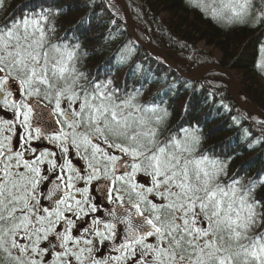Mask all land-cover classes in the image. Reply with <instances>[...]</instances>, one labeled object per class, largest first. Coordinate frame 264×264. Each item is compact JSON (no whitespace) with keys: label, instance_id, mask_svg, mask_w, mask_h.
I'll return each instance as SVG.
<instances>
[{"label":"snow or ice","instance_id":"1","mask_svg":"<svg viewBox=\"0 0 264 264\" xmlns=\"http://www.w3.org/2000/svg\"><path fill=\"white\" fill-rule=\"evenodd\" d=\"M221 4L214 21L264 28V0ZM9 6L0 0V264H264V179L245 182L196 129L84 73L49 27L61 9Z\"/></svg>","mask_w":264,"mask_h":264},{"label":"trees","instance_id":"2","mask_svg":"<svg viewBox=\"0 0 264 264\" xmlns=\"http://www.w3.org/2000/svg\"><path fill=\"white\" fill-rule=\"evenodd\" d=\"M125 1L139 37L143 41L149 37L167 51L169 61L180 71L189 73L198 63H212L242 74L243 80L251 77L250 82L260 75L256 67L263 28L214 21L187 0H151L143 7L134 5V0ZM9 5L7 15L31 8L61 9L49 27L56 37L67 34L68 42L76 46L68 49L75 53L73 62L84 73L101 79L107 76L121 91L135 95L138 103L166 110L170 128L196 129L201 148L212 157L228 160L230 172L239 173L245 182L264 179V125L255 124V116L238 108L226 76L215 73V79L190 81L180 77L133 41L122 10L113 0H9ZM165 12L168 18L160 19L158 15ZM195 41H205L220 52L221 60L214 63L212 53L195 55ZM252 88L242 81L241 96L264 112V101Z\"/></svg>","mask_w":264,"mask_h":264},{"label":"rangeland","instance_id":"3","mask_svg":"<svg viewBox=\"0 0 264 264\" xmlns=\"http://www.w3.org/2000/svg\"><path fill=\"white\" fill-rule=\"evenodd\" d=\"M122 1H124L127 4V2L125 0H122ZM187 1H189L193 6H196V8H198L203 14H205V15L207 14V16L211 15V10L213 8H216L218 11L222 8L221 0H195V2H193V0H187ZM134 2H135L134 5L136 4L137 7H143V5H145V4H149L150 5L151 4L150 2H152V1L151 0H134ZM225 2H226V0H225ZM197 4H199L200 7H197ZM120 13L123 14L122 11H120ZM229 14L230 13L225 11V15H229ZM158 17L160 19H165V20L168 18L166 12L165 13H160L158 15ZM185 18L186 17L183 16L182 19L184 20ZM222 21L226 22V20H222ZM262 36H263V44H264V30H263V35ZM197 37H198V35L195 34L194 38L197 39ZM148 41L150 42V38L149 37H148ZM195 42H196V45H195V47H196L195 50L196 51L194 52L195 55H205V54L206 55L207 54L210 55L212 53V59H214L213 60L214 63L215 62H219L221 60L220 58H222V55L220 54V52H218L215 49H213V47L206 46V42L205 41H195ZM259 53H260V51H259ZM52 54H53V56H57L58 55V53H55V52H53ZM262 61H264V57H262V55L260 53V58H259L258 67H257L258 71H259V74H260L257 77L258 81L254 79V80H251L252 82H250L249 80L251 79V77L248 78V79L243 80L242 78H244V76H242V74L240 75V74H236L234 72L230 74L231 77L229 75L226 76V79H224V80H226L228 82V87H229L230 94H231L233 100H236V102H239V103L244 104V105L248 104V103H246L247 100H245V98L241 97V95H240L241 89H242V81H245L248 86L253 85L252 89L255 90L257 92L258 96L264 101V67L261 66L262 65ZM206 65H208V64H206V63H202V64L198 63L197 66H194V68L190 67L191 70L188 69V71H190V74H191L195 70H198V69H200V67H203V66H206ZM190 74H188V75H190ZM191 76H192L191 78L195 79V80H201L202 78L203 79L206 78V80H208V79L211 80V78H214V79L217 78V77H215L216 74L214 72H211L210 70H207V69L206 70H201V71H199L197 73H192ZM211 82L213 83L214 86H218L217 81L212 80ZM250 104H252V103L249 102V105ZM254 123L258 124V125H264V121L261 120V119H259L258 121L254 120Z\"/></svg>","mask_w":264,"mask_h":264},{"label":"water","instance_id":"4","mask_svg":"<svg viewBox=\"0 0 264 264\" xmlns=\"http://www.w3.org/2000/svg\"><path fill=\"white\" fill-rule=\"evenodd\" d=\"M114 1H116L119 5L122 6L123 11H124L125 14H126V17L129 19V21H130V23H131V25H132V28L134 29V23H133L132 18L130 17L129 12L127 11L128 9H127L126 6L124 5V3H123L121 0H114ZM144 47L149 49V48L151 47V45H150V44H146V45H144ZM155 52H156L159 56L164 57V54H163L162 52H160V51H155ZM202 69H204V68H201L200 70H202ZM206 69H209V70H216V71H219V72L224 73V74L230 73L229 71H225V70L220 69V67H218V66H208ZM196 71H199V70H196ZM246 108H247V110H249V111H251V112H253V113H255V114H258L261 118L264 119V115H263L261 112L255 110V108L253 109V108L248 107V106H247Z\"/></svg>","mask_w":264,"mask_h":264},{"label":"bare ground","instance_id":"5","mask_svg":"<svg viewBox=\"0 0 264 264\" xmlns=\"http://www.w3.org/2000/svg\"><path fill=\"white\" fill-rule=\"evenodd\" d=\"M85 18H89V17L87 16V17H85ZM91 21H92V19H91Z\"/></svg>","mask_w":264,"mask_h":264}]
</instances>
